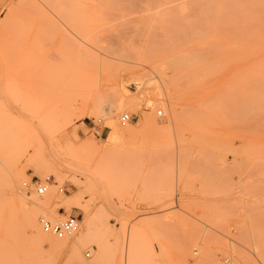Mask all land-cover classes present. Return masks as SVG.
<instances>
[{
	"label": "rangeland",
	"instance_id": "obj_1",
	"mask_svg": "<svg viewBox=\"0 0 264 264\" xmlns=\"http://www.w3.org/2000/svg\"><path fill=\"white\" fill-rule=\"evenodd\" d=\"M257 1L0 0V264H264ZM68 215L79 259L29 223Z\"/></svg>",
	"mask_w": 264,
	"mask_h": 264
},
{
	"label": "bare ground",
	"instance_id": "obj_2",
	"mask_svg": "<svg viewBox=\"0 0 264 264\" xmlns=\"http://www.w3.org/2000/svg\"><path fill=\"white\" fill-rule=\"evenodd\" d=\"M71 1V0H70ZM245 1V0H244ZM259 1H263V0H259ZM259 1H257L258 3H259ZM243 2V1H242ZM241 2V3H242ZM252 2V1H251ZM250 1H249V3H251ZM254 2H256V1H254ZM254 2L252 3L253 5H255V6H252L251 4V6H252V8H253V10L255 9L256 10V5L258 4H254ZM245 3L246 2H244L243 4L245 5ZM261 3V2H260ZM262 3H264V2H262ZM260 5V4H259ZM258 5V6H259ZM245 6H247L246 8V14L248 15V7H251V6H249V5H247V3H246V5ZM262 5H260V7H261ZM264 8V7H263ZM243 10H244V13H245V9L244 8H242ZM242 10V11H243ZM250 10V9H249ZM258 10H259V8H257V12H258ZM261 10H262V7H261ZM80 11V10H79ZM260 11V10H259ZM251 12L253 13V11H252V9H251ZM243 13V14H244ZM251 13V14H252ZM264 13V12H263ZM250 14V15H251ZM260 15H261V13H259ZM259 14L257 15L258 17H259V19L258 20H261V22H259V24L261 23V25H263V20L261 19L263 16H264V14H262V16L260 17L259 16ZM245 16V17H248V16ZM254 15V14H253ZM244 16V15H243ZM255 16V15H254ZM241 17H242V15H241ZM240 17V18H241ZM242 19V18H241ZM247 19V18H246ZM263 19H264V17H263ZM250 22H251V20H250ZM248 23V22H247ZM245 25L244 26H247L246 25V23H244ZM254 24H255V20H254V22H253V25L251 24V25H249V27L251 26V28L253 29V27H255L254 26ZM258 24V25H259ZM257 25V26H258ZM258 26V27H255L254 29L256 30V29H261L260 31L262 32V29L264 30V25H263V27L262 26ZM77 27H79V26H77ZM76 27V28H77ZM80 28V27H79ZM241 28H242V26H241ZM247 29H249L250 31H251V29L250 28H247L246 27V31H248ZM80 30V29H79ZM243 31V30H242ZM244 31H245V29H244ZM250 31H248V35L246 34V37H245V35H244V37L242 38L241 37V34H240V36H239V38L238 39H240L239 41L240 42H242V40H245V38H247V37H249V36H251L252 35V33H253V36H254V32L252 31L251 32V35H250ZM258 31V30H257ZM240 33H242V35L243 34H245L244 32H240ZM264 32H262V34H263ZM258 34H260V33H258ZM257 34V35H258ZM253 36H251L252 38H253ZM258 36H260V37H263L261 34L260 35H258ZM250 37V39H252ZM255 37V36H254ZM242 38V39H241ZM233 39H234V37H233ZM262 39V41H264V39L263 38H261ZM235 40V39H234ZM247 40V39H246ZM257 39L255 38L254 40H252V41H250V40H248V42H253L252 43V45H254V47H255V45L256 44H254V43H257V41H256ZM256 41V42H255ZM232 42V41H231ZM236 42H238L237 40H236ZM235 42V44H237ZM245 41H243V43H244ZM248 42H246V43H248ZM233 43V42H232ZM258 43H259V41H258ZM232 46L234 45V44H231ZM238 45V44H237ZM241 45V44H240ZM239 45V46H240ZM245 44H243V46H244ZM248 45H249V43H248ZM249 47V46H248ZM259 47V46H258ZM261 48H258V50H260ZM248 50V49H247ZM226 51H228V50H226ZM225 51V52H226ZM224 52V53H225ZM232 52V51H231ZM223 53V54H224ZM229 53V52H228ZM219 54V53H218ZM225 54H227V52L225 53ZM233 54V53H232ZM235 54V53H234ZM233 54V55H234ZM237 54V53H236ZM219 56H220V54H219ZM214 59H212V61H213ZM220 60V59H219ZM223 61V60H222ZM227 61V60H226ZM214 62H215V60H214ZM213 62V63H214ZM254 62V61H253ZM225 63V62H224ZM168 93V92H167ZM169 109V108H168ZM166 110V109H165ZM171 110V109H170ZM119 117H121V115L119 116ZM120 121V120H119ZM131 122V121H130ZM121 123V122H120ZM126 124V123H125ZM124 124V125H125ZM109 125H112V122H110L109 123ZM122 125V124H121ZM112 128H113V130H112V132L110 133V135H109V138H108V143H114V142H116L117 140H119V139H121L122 138V134L121 133H119V130H118V128H116V126H114V124L112 125ZM254 158V157H253ZM261 160V159H260ZM12 174V173H11ZM9 184H10V186H11V188L13 189V193H15V194H17V196L19 197V199H20V205H21V208H23V209H26V207H28V202L25 200V196L21 193L22 191H21V188L19 189V179L18 178H16L15 176H12L10 179H9ZM10 192H12V191H10ZM47 193H48V191H47ZM46 193V194H47ZM30 201L33 203V204H35L37 207H39V208H47V207H49L50 205H51V202L49 201V200H47L46 198H39V197H37V196H35V195H32L31 197H30ZM72 203V199H70V198H66L65 200H64V204L65 205H70ZM58 215H62V214H58ZM33 217V216H32ZM35 218V217H34ZM34 218H29V223H30V225H32V227H33V232H34V240L35 241H37V243H38V245L42 248V249H44V251L45 252H49V253H55L56 255H58V256H61V252H64L65 250H68V249H70L71 251H70V253H69V255H68V257H75V258H77V259H79V254H78V252L75 250L76 249V247L75 246H77L78 245V241H79V236H78V233L77 232H75V233H73V234H71V235H67L66 237H64V238H57V237H55L54 235H52V234H50V233H46V232H44L43 231V229L41 228V226L38 224V218H37V220L36 219H34ZM79 228H80V226H79ZM239 254V253H238ZM242 254V253H241ZM243 257V256H242ZM228 262H229V259H228ZM227 262V263H228Z\"/></svg>",
	"mask_w": 264,
	"mask_h": 264
},
{
	"label": "built area",
	"instance_id": "obj_3",
	"mask_svg": "<svg viewBox=\"0 0 264 264\" xmlns=\"http://www.w3.org/2000/svg\"><path fill=\"white\" fill-rule=\"evenodd\" d=\"M157 115L162 116L163 115L162 111L161 110L157 111ZM131 119H132L131 115L126 112L122 113L121 117H119V120L122 125L131 121ZM49 181H50L49 176H46L43 181L36 180L34 182L35 192L38 195L44 194L50 184ZM61 190L63 189L61 188L60 191ZM39 222L44 232L50 233L60 239L66 237L67 235H71L77 232L80 226V219L77 216H73V215H68L61 221H51L46 219L45 217H41L39 219ZM89 254H90L89 252H86L85 256H89ZM227 262H228V258H225L224 263L228 264Z\"/></svg>",
	"mask_w": 264,
	"mask_h": 264
},
{
	"label": "crops",
	"instance_id": "obj_4",
	"mask_svg": "<svg viewBox=\"0 0 264 264\" xmlns=\"http://www.w3.org/2000/svg\"><path fill=\"white\" fill-rule=\"evenodd\" d=\"M59 214H64V213H60V212H59Z\"/></svg>",
	"mask_w": 264,
	"mask_h": 264
}]
</instances>
